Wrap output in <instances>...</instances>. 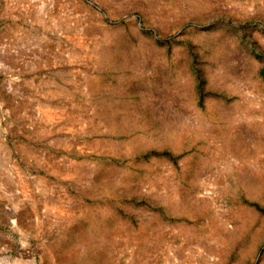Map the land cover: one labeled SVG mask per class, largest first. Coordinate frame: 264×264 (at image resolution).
<instances>
[{"label": "rangeland", "instance_id": "rangeland-1", "mask_svg": "<svg viewBox=\"0 0 264 264\" xmlns=\"http://www.w3.org/2000/svg\"><path fill=\"white\" fill-rule=\"evenodd\" d=\"M0 264H264V0H0Z\"/></svg>", "mask_w": 264, "mask_h": 264}, {"label": "bare ground", "instance_id": "bare-ground-1", "mask_svg": "<svg viewBox=\"0 0 264 264\" xmlns=\"http://www.w3.org/2000/svg\"><path fill=\"white\" fill-rule=\"evenodd\" d=\"M12 222V221H11Z\"/></svg>", "mask_w": 264, "mask_h": 264}]
</instances>
